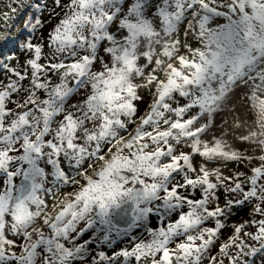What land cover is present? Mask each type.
Returning a JSON list of instances; mask_svg holds the SVG:
<instances>
[{"label": "snow or ice", "instance_id": "obj_1", "mask_svg": "<svg viewBox=\"0 0 264 264\" xmlns=\"http://www.w3.org/2000/svg\"><path fill=\"white\" fill-rule=\"evenodd\" d=\"M0 190V264H264V0H0Z\"/></svg>", "mask_w": 264, "mask_h": 264}, {"label": "bare ground", "instance_id": "obj_2", "mask_svg": "<svg viewBox=\"0 0 264 264\" xmlns=\"http://www.w3.org/2000/svg\"><path fill=\"white\" fill-rule=\"evenodd\" d=\"M53 19V18H52ZM51 22V21H50ZM242 96V93L238 90L237 93L233 96L230 103L237 102ZM2 191V190H1ZM149 222L152 223L150 219ZM92 228L89 229L85 227L86 231H82V233H78L75 237L76 241H82L79 248L76 249V252H82L84 257H88L91 255V251L88 249V245H94L92 251L97 252L99 254V250L101 247H106L108 249H112L117 245H113L115 241L119 238H125L126 236H133L136 234V231L127 232V233H117V231H111L108 229V225H105L103 220L94 214V223L91 226ZM105 228H107V231ZM143 229H141L142 231ZM111 236V237H110ZM110 237V238H109ZM70 244L73 241H69ZM72 264H78V260H73ZM94 264H100L99 260H95Z\"/></svg>", "mask_w": 264, "mask_h": 264}, {"label": "rangeland", "instance_id": "obj_3", "mask_svg": "<svg viewBox=\"0 0 264 264\" xmlns=\"http://www.w3.org/2000/svg\"><path fill=\"white\" fill-rule=\"evenodd\" d=\"M55 21V17H53V19H52V21L51 22H54ZM50 22V23H51ZM121 242H119L118 244H117V246L120 244Z\"/></svg>", "mask_w": 264, "mask_h": 264}]
</instances>
